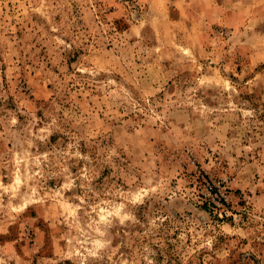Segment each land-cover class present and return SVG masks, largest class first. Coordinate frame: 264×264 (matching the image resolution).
<instances>
[{"label": "rangeland", "instance_id": "rangeland-1", "mask_svg": "<svg viewBox=\"0 0 264 264\" xmlns=\"http://www.w3.org/2000/svg\"><path fill=\"white\" fill-rule=\"evenodd\" d=\"M0 264H264V0H0Z\"/></svg>", "mask_w": 264, "mask_h": 264}]
</instances>
